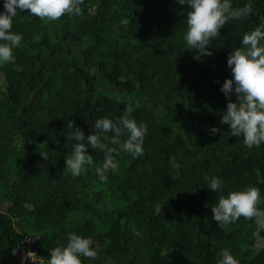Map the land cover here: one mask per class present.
Listing matches in <instances>:
<instances>
[{
	"label": "trees",
	"instance_id": "1",
	"mask_svg": "<svg viewBox=\"0 0 264 264\" xmlns=\"http://www.w3.org/2000/svg\"><path fill=\"white\" fill-rule=\"evenodd\" d=\"M81 8L55 22L27 10L13 21L23 41L15 62L0 65V264H17L25 236L38 238L32 249L43 262L34 264H47L69 232L99 244L82 264H219L224 249L239 264H264V232L244 217L218 226L211 211L219 196L248 186L260 189L264 210V145L245 147L220 122L227 57L264 21V0L228 22L199 60L184 40L190 9L178 0H84ZM129 106L147 126L143 155L122 152L101 182L104 153L89 148L94 165L73 177L68 121L87 136L97 119L116 120ZM212 177L224 182L216 193Z\"/></svg>",
	"mask_w": 264,
	"mask_h": 264
},
{
	"label": "clouds",
	"instance_id": "2",
	"mask_svg": "<svg viewBox=\"0 0 264 264\" xmlns=\"http://www.w3.org/2000/svg\"><path fill=\"white\" fill-rule=\"evenodd\" d=\"M83 2L84 0H3L4 10L0 11V65L14 63L13 49L22 45L23 35L12 31L18 12L27 10L29 17L55 22L65 15L80 16ZM178 3L190 9L187 11L184 40L187 47L197 53V60L201 56L212 55L209 50L211 42L220 36V30L228 22L246 17L253 11L252 0H248L242 7H233L232 0H178ZM240 44L242 47L232 50L227 57V67L231 70L232 78L226 79L220 88L229 100L220 122L228 126L231 136L242 137L244 146L252 149L264 145V21L245 33ZM232 94L236 95V102H231ZM133 111V107L129 106L116 120L108 117L97 119L92 126L94 131L87 136L72 121H68L67 128L70 131L66 132V136L72 142V151L65 164L73 177L80 176L89 166L94 165L89 148L104 153L102 166L95 167L101 182L108 179L109 172L117 170V157L122 152L133 158L143 155L147 126L142 122L137 123L132 117ZM219 131L216 127L210 128L211 134ZM109 133L112 135L109 136ZM124 135L127 138L121 140ZM223 183L219 177H212L207 187L216 193L222 189ZM261 199L260 189L254 186L229 191L226 196H219L216 204L211 207L212 219L218 222V226H223L244 217L254 222L255 234L258 236L264 232V210L258 207ZM66 240V244L58 241L57 246L49 250L47 264H82L83 259L97 258L99 244L91 237L69 232ZM219 264H239V261L229 250L224 249L220 253Z\"/></svg>",
	"mask_w": 264,
	"mask_h": 264
},
{
	"label": "built area",
	"instance_id": "3",
	"mask_svg": "<svg viewBox=\"0 0 264 264\" xmlns=\"http://www.w3.org/2000/svg\"><path fill=\"white\" fill-rule=\"evenodd\" d=\"M38 238H34L31 236H25L20 242V249L16 253L17 256V264H33L39 261L43 262L42 257L37 253V251L33 250V246L35 245ZM34 253V254H32Z\"/></svg>",
	"mask_w": 264,
	"mask_h": 264
}]
</instances>
